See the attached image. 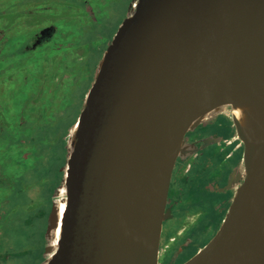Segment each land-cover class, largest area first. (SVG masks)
I'll use <instances>...</instances> for the list:
<instances>
[{
    "label": "water",
    "instance_id": "obj_1",
    "mask_svg": "<svg viewBox=\"0 0 264 264\" xmlns=\"http://www.w3.org/2000/svg\"><path fill=\"white\" fill-rule=\"evenodd\" d=\"M225 106L244 180L215 235L182 264H264V0L133 3L70 131L46 264H158L185 135Z\"/></svg>",
    "mask_w": 264,
    "mask_h": 264
},
{
    "label": "rangeland",
    "instance_id": "obj_2",
    "mask_svg": "<svg viewBox=\"0 0 264 264\" xmlns=\"http://www.w3.org/2000/svg\"><path fill=\"white\" fill-rule=\"evenodd\" d=\"M135 1L0 0V18L14 21L5 48L11 56L0 68V117L11 125L9 133L0 134L5 173L0 181V232L5 230L12 244L0 236V246L10 247L0 249V264L7 257L17 259L15 264H36L47 256L46 220L36 215L38 202L45 201L40 196L48 179L61 182L66 129L77 120L105 50ZM48 22L57 26V34L33 48V33ZM25 45L30 52L25 49L24 55ZM222 116L207 119L210 124L204 128L215 129ZM23 119L30 123L25 130L18 127ZM29 131L30 141H24ZM209 198L202 194L200 200Z\"/></svg>",
    "mask_w": 264,
    "mask_h": 264
},
{
    "label": "flooded vegetation",
    "instance_id": "obj_3",
    "mask_svg": "<svg viewBox=\"0 0 264 264\" xmlns=\"http://www.w3.org/2000/svg\"><path fill=\"white\" fill-rule=\"evenodd\" d=\"M13 27L14 21L0 18V68L3 64H8L11 56L9 50L5 52V48L10 41L9 34L14 31ZM57 32L58 28L54 23L40 25L33 33V48L49 41ZM25 49L30 52V46L25 45L22 48L24 55ZM2 71L0 69V73ZM217 114L224 115L221 120L223 122L215 126V129L204 128L210 124L206 120ZM28 125L30 126L29 119L28 121L23 119L19 121L18 127L25 130ZM10 131L9 122L3 116L0 117V134ZM30 131L24 136V141H30ZM9 136L13 138L12 135ZM184 146V151L177 157L171 175L166 204L169 216L162 224L158 264H182L203 248L219 229L237 188L244 180V145L237 136L232 121V109L229 106L208 113L196 127L186 133ZM1 164L0 160V181L5 176ZM65 166L63 170L61 169V182L56 178L48 179L47 190L40 196L45 201L43 203L40 201L37 205L36 215L46 220L44 225L50 246L47 248V256L36 264H46L55 250L56 231L48 232V226L53 209L64 207ZM202 194H207L211 198L202 201L200 200ZM31 196L30 198L37 200ZM8 201L9 199L6 198L2 202V208ZM58 232L57 230V234ZM0 236L4 243L7 242L6 244L12 246L8 241L11 238L5 230L0 232ZM0 249H10V247L0 246ZM8 259L7 257L3 264L17 262L14 258L9 261Z\"/></svg>",
    "mask_w": 264,
    "mask_h": 264
},
{
    "label": "trees",
    "instance_id": "obj_4",
    "mask_svg": "<svg viewBox=\"0 0 264 264\" xmlns=\"http://www.w3.org/2000/svg\"><path fill=\"white\" fill-rule=\"evenodd\" d=\"M75 122H76V120L72 123V125H70V126L66 129V133H65V136H66V137H69V135H70V130H71L72 126L75 124ZM65 140H66V139H65ZM68 142H69V140H68ZM68 142H67V145H66V142L64 141V146H63V148H64V150H65V153L68 151ZM64 166H65V165H64ZM64 166L62 167V170H63Z\"/></svg>",
    "mask_w": 264,
    "mask_h": 264
},
{
    "label": "bare ground",
    "instance_id": "obj_5",
    "mask_svg": "<svg viewBox=\"0 0 264 264\" xmlns=\"http://www.w3.org/2000/svg\"><path fill=\"white\" fill-rule=\"evenodd\" d=\"M64 207L61 209V212L63 211ZM58 231H59V228H58Z\"/></svg>",
    "mask_w": 264,
    "mask_h": 264
}]
</instances>
